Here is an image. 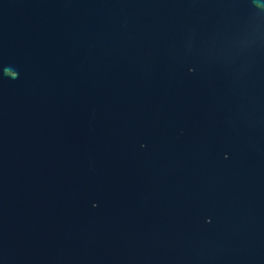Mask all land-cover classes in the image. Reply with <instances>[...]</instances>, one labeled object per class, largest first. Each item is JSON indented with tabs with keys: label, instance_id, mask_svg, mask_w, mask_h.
Returning <instances> with one entry per match:
<instances>
[{
	"label": "water",
	"instance_id": "water-1",
	"mask_svg": "<svg viewBox=\"0 0 264 264\" xmlns=\"http://www.w3.org/2000/svg\"><path fill=\"white\" fill-rule=\"evenodd\" d=\"M0 264H264V0H0Z\"/></svg>",
	"mask_w": 264,
	"mask_h": 264
}]
</instances>
